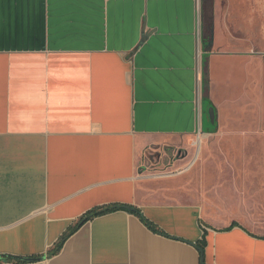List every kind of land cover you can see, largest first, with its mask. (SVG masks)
<instances>
[{
  "label": "crops",
  "instance_id": "0c3cea01",
  "mask_svg": "<svg viewBox=\"0 0 264 264\" xmlns=\"http://www.w3.org/2000/svg\"><path fill=\"white\" fill-rule=\"evenodd\" d=\"M263 87L264 0H0V264H264L260 229L146 201L138 175L145 145ZM110 206L161 234L118 209L49 255Z\"/></svg>",
  "mask_w": 264,
  "mask_h": 264
},
{
  "label": "rangeland",
  "instance_id": "374dc122",
  "mask_svg": "<svg viewBox=\"0 0 264 264\" xmlns=\"http://www.w3.org/2000/svg\"><path fill=\"white\" fill-rule=\"evenodd\" d=\"M258 95L216 121L213 134L145 145L138 166L145 200L198 204L217 228L239 223L264 233V87Z\"/></svg>",
  "mask_w": 264,
  "mask_h": 264
},
{
  "label": "trees",
  "instance_id": "16d2710c",
  "mask_svg": "<svg viewBox=\"0 0 264 264\" xmlns=\"http://www.w3.org/2000/svg\"><path fill=\"white\" fill-rule=\"evenodd\" d=\"M204 87H207V80L204 79ZM216 123L209 127V132L208 133H215L216 132ZM118 209H123V210H126V211H129V212H132L134 213L136 216H138L140 218V220L144 223V225H146L151 231L157 233V234H161L160 230H158L155 226H153L150 222H148L146 219L143 218V216L140 214V212L136 209H132L130 207H124V206H110V207H105V208H101V209H97V210H93L91 212H88L86 215H84L82 218H80L78 220V222L59 240V242L55 245V247L49 252V255H55L57 254L64 242L66 241V239L68 237H70L74 232H76L80 226H82L84 223H86L87 221L95 218V217H98V216H101V215H104L108 212H112L114 210H118ZM236 224H232V226H234ZM204 234V233H203ZM203 237V236H202ZM204 238H202L200 240V242L197 244V247L200 251V257L202 258L203 256V249H204ZM6 260H15V261H21L20 259H14V258H4Z\"/></svg>",
  "mask_w": 264,
  "mask_h": 264
},
{
  "label": "water",
  "instance_id": "95a60500",
  "mask_svg": "<svg viewBox=\"0 0 264 264\" xmlns=\"http://www.w3.org/2000/svg\"><path fill=\"white\" fill-rule=\"evenodd\" d=\"M149 32H143V36H142V41H145L146 38L148 37ZM207 117H208V121L210 123L211 126H213L216 123V113L213 107H209L207 109ZM28 261H36L34 259H28Z\"/></svg>",
  "mask_w": 264,
  "mask_h": 264
},
{
  "label": "built area",
  "instance_id": "2783aa9c",
  "mask_svg": "<svg viewBox=\"0 0 264 264\" xmlns=\"http://www.w3.org/2000/svg\"><path fill=\"white\" fill-rule=\"evenodd\" d=\"M197 133H198L197 135H200L201 134V131H198Z\"/></svg>",
  "mask_w": 264,
  "mask_h": 264
}]
</instances>
